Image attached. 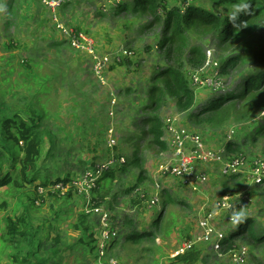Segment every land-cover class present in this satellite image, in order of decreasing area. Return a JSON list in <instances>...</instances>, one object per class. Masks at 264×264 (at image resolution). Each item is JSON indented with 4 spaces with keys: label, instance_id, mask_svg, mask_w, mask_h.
<instances>
[{
    "label": "rangeland",
    "instance_id": "374dc122",
    "mask_svg": "<svg viewBox=\"0 0 264 264\" xmlns=\"http://www.w3.org/2000/svg\"><path fill=\"white\" fill-rule=\"evenodd\" d=\"M9 1L0 0V103H3L2 99H4L5 103L16 109L25 108L30 104L31 108L43 116L42 123L50 140L55 144L52 147L54 148L52 154L45 161L48 173L53 176L69 175L70 180H74L84 168L81 167L80 161L101 159L100 162H105L107 156L112 153H109V149L106 148V131L111 126L119 142L116 153L122 155L127 161L131 159L133 151L141 147L144 170H146L143 175L151 178V181L141 186L146 196L148 197L153 190L159 192L164 188L173 198L183 202L167 208L166 215L174 214L172 216L179 220V224L176 225L177 230L170 237L158 238L154 243L145 242L141 246L122 242L118 245L114 257L108 262L163 264L165 260L176 255L187 237L189 240H194L201 233L197 227L200 217L213 215L214 221L210 222L213 229L230 234L235 226L239 225L238 222L233 223V216L236 213L243 212L244 218L264 213V185L256 187L251 184L250 176L247 175L250 165L245 166L243 171L240 168L239 173L233 174L235 177H232V174L224 175L222 166L218 164L204 166L206 181L203 183L193 181L183 186L176 178L159 174V167L170 157L168 146L163 152L155 146L148 148L146 144L150 140L146 136L134 142V136L143 129V126L138 124V119L142 116L140 108L147 102L148 89L152 84L151 78L155 75V71L163 68L167 63L172 64V58H165L166 50H160L157 47L162 39L159 24L152 29H144L143 26L150 21L147 16H130L124 13L113 15L112 8L118 4L113 6L107 0H75L73 4L62 10L63 21L91 36L98 51L106 53L107 56L104 58L108 61L111 60L113 53L120 51L121 48L134 52L129 58L130 64L111 63L110 67L102 73V79L106 84L102 86L94 76L95 70L86 56L72 51L66 44L62 47L52 46L64 40L50 28L46 11L39 0H14L13 10L7 9ZM204 1L205 8L219 10L209 0ZM122 3H128L131 6L133 4L132 0H123ZM167 3L172 6L178 1L167 0ZM23 4L32 8V12L24 19L20 11V6ZM98 11L106 17H97ZM189 45L203 50L205 59L204 65L200 68L204 69V74L208 76L210 74L211 81L204 86L211 87L218 70L220 75L221 66L234 53L236 47L227 49L226 46H220L211 35L201 32L191 33ZM187 55L188 52L185 51V60ZM189 69L191 68L185 65L184 70L187 72ZM219 79L221 84L224 80V84L230 91L235 90L240 81L233 72ZM126 88H131L133 92L124 95L122 91ZM5 92L7 97L4 96ZM195 92V107L205 106L212 100L219 101L218 98H221V95H215L214 92L206 89ZM110 96L116 100V105L112 109L110 106L113 98ZM261 103V97L235 101L223 107L224 112L220 117L213 112L201 116L199 122H194L188 118L187 113L178 109L175 101L168 100L160 111L166 126L163 139L166 143L170 140V130L167 125H170L173 130L185 127L199 133L209 148H218L224 145L230 131H234V135L231 136L236 140L239 128H246L252 122L264 123V110L260 108ZM209 117L213 118V121H207ZM237 145L243 154H235L237 151L232 152L235 147L226 150V154L230 157L241 154L247 164L254 160L264 162V138L258 139L256 143H246L241 140ZM7 162V160L0 161L4 165H7ZM138 174L139 169L129 166L126 176H121L122 185L124 187L134 185ZM69 188L70 185L63 190L60 189V197L66 194ZM13 191L11 189L9 193H4L0 190V205L2 202L6 203L5 208L0 207V264H12L8 259L11 248L4 240H1L5 218L13 217L23 208H30L26 206L29 204L27 197L23 194L14 195ZM34 191L36 189L33 187L25 190L31 198ZM111 191L109 198L113 200L117 198L111 211L108 210L111 216H118L120 223L125 218L124 214H129L127 215L129 218L135 219L136 212L130 209L120 189L112 187ZM245 191L250 192L251 195V203L247 207L216 210L217 201L223 196L229 197V203L234 207L239 195ZM44 194L45 192L42 196ZM75 200L78 201L76 197H71L68 203L75 209H80L74 204ZM38 202V206L35 203V208H30L36 225L43 224L47 232L53 231L62 235L64 231H67L72 234L68 231V225L74 221V218L64 215L61 219H55L53 215L66 202L55 201L52 197L44 198L43 203L40 200ZM149 203L150 209L155 206L153 212H158L159 203L152 204V200ZM150 209L148 211H151ZM102 212L107 215L105 223L110 229L109 212L103 210ZM151 214L152 211L146 214V219L140 220L138 226L140 232L152 230ZM66 218H68L66 221H61ZM50 223L55 227L50 228ZM123 225L122 223L120 229L116 228L112 231H126L122 229ZM107 244L109 245L110 241ZM196 246L204 256L203 261L198 264H264L261 257L263 250L253 246L246 238L239 239L234 245L244 249V255L241 253L216 254L208 243L203 242L197 243ZM141 248H152V251L142 252ZM157 257L159 261H156ZM79 260L77 262L71 258L67 264H80ZM83 263L86 264V262Z\"/></svg>",
    "mask_w": 264,
    "mask_h": 264
},
{
    "label": "trees",
    "instance_id": "16d2710c",
    "mask_svg": "<svg viewBox=\"0 0 264 264\" xmlns=\"http://www.w3.org/2000/svg\"><path fill=\"white\" fill-rule=\"evenodd\" d=\"M209 1L219 10L205 8L204 0H193L192 4L188 6L183 1H178L175 5L169 6L167 0H132V6L128 3H120L112 8L114 9L113 15L124 13L130 16L149 17L150 21L143 26L144 29H152L159 24L162 39L157 47L160 50H166V59L172 58V64L167 63L166 66L155 71V75L151 78L152 84L148 89L147 102L140 108L142 116L138 119V124L143 126V129L134 136V142L140 141L146 136L150 140L146 147L155 146L161 152L167 150V143L163 139L166 126L160 116V111L168 100L175 101L178 109L187 113L188 118L194 122H199L201 116L213 112L220 117L224 112V106L235 101L252 100L256 97L262 98L260 108L264 110V0ZM241 2L248 4L247 12L241 10L235 20L230 22L228 17L234 5ZM12 3L14 0L9 1L8 10H13ZM64 7L61 9V13ZM44 9L48 14L47 9L45 7ZM20 11L22 19H24L32 12V8L23 4L20 6ZM96 16L99 18L106 17L100 11L96 13ZM47 22L57 34L58 31L48 16ZM192 32L209 34L217 40L220 46H226L227 49L236 47L234 53L221 66L220 75L225 77L233 72L235 76L240 78L235 90L230 91L226 88L221 98H218L219 101L212 100L200 107H195V91L203 89L195 88L191 79L195 71L202 69L200 66L204 65L205 56L202 49L189 45ZM58 36L60 37V34ZM65 44L68 46L64 40L56 42L52 46L62 47ZM185 51L188 52L186 60L184 59ZM129 61V59L124 58L118 64H130ZM185 65L191 68L187 72L184 70ZM225 86L228 87L226 84ZM206 90L213 92L211 88H206ZM132 92L131 88L122 91L124 95ZM251 92H253L252 95ZM214 94L217 95L215 92ZM4 96L7 97V92L4 93ZM2 100L3 103H0V161L7 160L8 162L7 165L0 163V190L9 193L13 189L14 195L23 194L29 201L26 206L30 208H35V203L38 206L39 200L43 203L44 198L47 197H52L55 201L63 200L66 203L53 213L54 218L61 219L64 215L68 218H74V221L68 225V231L72 234L64 231L62 235L53 233V231L47 232L43 224L36 225L33 222L34 218L30 208H23L13 217L5 218L6 222L1 240H4L11 248L8 259L12 264H67L71 258L78 262L79 257H81L80 264H84L83 262L86 264H105L114 257L118 245L122 242L141 246L145 242L154 243L158 238L170 237L177 230L176 225L179 224V220L172 216L174 214L166 215V211L170 205H180L183 202L173 198L164 188L160 189L159 192L151 191L148 197L142 191L141 186L151 181V178L143 175L146 170H144V158L140 146L133 151L131 159L127 161L122 155L116 153V149L119 148L117 140L114 154L116 157H123L125 162L110 166L98 180L97 188L92 190L87 197L77 195L73 187H70L66 194L60 197L61 191L56 188L71 186L73 179L70 180L69 175L53 176L48 173L45 161L52 154L54 149L52 147L55 144L50 140L42 123L43 116L31 108L30 104L25 108L16 109L5 103L4 99ZM189 111L191 112L188 113ZM206 120L213 121V118L209 117ZM260 138H264V123L252 122L246 128H239L236 140L234 137L227 140L225 147L226 150L235 147L232 152L237 151L235 154H243V151L238 149L239 141L256 143ZM108 152L111 153L110 150ZM109 157L110 155L107 156V158ZM100 160L80 161L81 167H84L81 174L87 170V167H93ZM129 166L139 169V174L134 185L124 187L121 176H126ZM232 177L235 175L232 174ZM252 185L259 187L263 186L264 183ZM31 187L36 189L32 194L33 198L29 196L28 192H25ZM112 187L119 188L123 196L126 197L128 206L136 212L135 219L129 218L127 216L129 214H124L125 218L120 223L118 216H111L109 211L117 199L109 198ZM40 190L45 192L44 196H42L43 193H39ZM242 194H247L251 203L250 192L245 191ZM71 197L78 199V201H74V204L80 209H75L73 205L68 203ZM154 198H158L159 201L158 212H153L155 206L151 209L149 207V201ZM243 203L244 200L238 198L235 207L238 209ZM0 207L5 208L6 203L2 202ZM93 209L104 212L109 210L107 213L110 232L116 228L120 229L122 223L124 224L122 229H126V231L116 230L115 240L110 243L100 260L98 248L102 241L101 235L104 229L101 223V213H94ZM148 209L152 211L150 216L152 230L140 232L138 230L139 222L151 212ZM87 210L90 211L87 213ZM68 218L61 221H66ZM238 224L234 231L229 234V238H226V243L223 244L220 252L229 254L235 250L234 245L239 239L246 238L253 246L263 250L261 257L264 261V213L243 218V221L238 222ZM49 227L55 226L50 223ZM141 249L142 252L152 251V248ZM203 258V252L194 245L184 253L165 260L163 264H198L203 261ZM156 261H159V257L156 258Z\"/></svg>",
    "mask_w": 264,
    "mask_h": 264
},
{
    "label": "built area",
    "instance_id": "2783aa9c",
    "mask_svg": "<svg viewBox=\"0 0 264 264\" xmlns=\"http://www.w3.org/2000/svg\"><path fill=\"white\" fill-rule=\"evenodd\" d=\"M75 0H40L42 5L48 11V17L50 18L55 29L60 34V37L64 39L68 46L86 56L89 63L92 64L95 72H93L96 79L102 86H105V82L102 79V73L108 69L111 63H119L124 58L129 59L133 55V51L129 49L121 48L120 51H115L111 56V60L104 58L106 53H101L98 51L97 45L91 36L87 35L81 29H76L74 26L67 25L61 15V9L66 6L73 4ZM109 4L115 6L122 3L123 0H107ZM187 6L192 0H181ZM65 8V7H64ZM104 54V55H101ZM204 69L195 71L192 76L191 83L197 89L211 88L213 92L217 94L224 93L226 91V86L224 80L221 84L219 77V70L216 74V78L213 81L211 87H205V83L211 81V76L203 73ZM199 79V81L197 80ZM113 98L112 96H110ZM116 105V100L113 98L111 101L110 109ZM170 133V140L167 143L168 151L170 157L159 167V174L170 175L183 186L189 185L191 182H201L207 180L204 166L211 164H218L222 166V171L224 175L239 173L240 168L242 171L245 166L250 165V171L248 176H250L251 184H262L264 183V162L261 160H254L253 162L247 164L246 159L242 155L238 156H227L226 147L224 145L218 148H209L208 144L201 135L197 132L191 131L185 127L180 130H173L170 125H167ZM234 131H230L227 135V140L232 139ZM113 136V138H112ZM117 137L115 130L108 127L106 131V148L112 152L110 157L107 158L105 162H97L93 167L88 168L83 174L79 175L76 179L72 181L70 187L75 189L77 195H85L86 197L91 194V191L97 188V183L102 174L115 163L116 165L123 164L125 162L123 157H116L114 154V148L117 146ZM226 140V141H227ZM64 187L59 186L56 189L63 190ZM42 194V190L39 191ZM239 199H243L244 203L240 206L243 208L250 203V198L247 194H242ZM218 202V203H217ZM216 210L223 211L228 209H237L229 203V197L223 196L219 201H217ZM159 203L158 198L152 200V204ZM90 210H87V213ZM94 213H101V223L103 226V232L101 235L102 241L99 245V260L103 257L104 252L108 249L110 244L107 242H113L117 236V232L109 231L105 221L107 220V215L99 209H93ZM231 219V218H230ZM211 220L214 221L213 215H204L198 219L197 227L201 230L197 238L194 240L184 241L182 247L176 252V255L182 254L189 250L192 246L197 243L203 242L208 243L213 252L216 254H221V249L223 244L226 243V238H229V234H224L220 231H215L211 225ZM212 237V239H211ZM235 250L230 252L233 255L242 254L244 255L245 250L240 247H235ZM175 255V256H176ZM241 259H239L240 261ZM105 264H117L116 262H106Z\"/></svg>",
    "mask_w": 264,
    "mask_h": 264
},
{
    "label": "clouds",
    "instance_id": "9594fccd",
    "mask_svg": "<svg viewBox=\"0 0 264 264\" xmlns=\"http://www.w3.org/2000/svg\"><path fill=\"white\" fill-rule=\"evenodd\" d=\"M177 1H181V0H177ZM193 2V0H192ZM192 2L190 4H192ZM189 4V5H190ZM188 6V5H187ZM248 4L247 3H244V2H241V3H238V4H235L234 7H233V10L232 12L230 13L228 19L230 22H233L237 16V14L241 11V10H244L245 13L247 12L248 10ZM134 53V52H133ZM224 93H221V94H218V95H223ZM243 218H244V213L243 212H238L236 213L234 216H233V223H237V222H242L243 221Z\"/></svg>",
    "mask_w": 264,
    "mask_h": 264
},
{
    "label": "crops",
    "instance_id": "0c3cea01",
    "mask_svg": "<svg viewBox=\"0 0 264 264\" xmlns=\"http://www.w3.org/2000/svg\"><path fill=\"white\" fill-rule=\"evenodd\" d=\"M66 7H67V6H66ZM66 7H65V8H66ZM47 16H48V14H47ZM102 53H104V52H102Z\"/></svg>",
    "mask_w": 264,
    "mask_h": 264
}]
</instances>
